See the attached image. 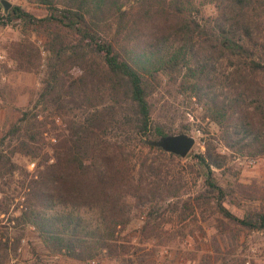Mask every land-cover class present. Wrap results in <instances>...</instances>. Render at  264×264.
<instances>
[{"label": "trees", "instance_id": "obj_1", "mask_svg": "<svg viewBox=\"0 0 264 264\" xmlns=\"http://www.w3.org/2000/svg\"><path fill=\"white\" fill-rule=\"evenodd\" d=\"M34 1L45 16L12 5L0 12V24L19 19L43 33L41 49L23 41L8 53L29 70L45 52L34 107L49 104L61 123L51 120L55 133L46 148L39 138L45 123L25 110L0 140L3 146L16 137L11 154L37 161L14 221L30 227L48 252L81 263L104 257L125 264L130 247L115 235L128 225L132 208L145 207L142 232L150 235L161 229L151 216L172 198L165 207L171 219L185 221L215 201L229 222L264 229V210L245 219L222 205L214 169L226 165L227 154L213 140H203L191 156L202 178L193 194L182 190V159L145 142L173 132L153 119L151 97L165 78L201 119L217 125L225 149L264 155V0ZM188 130L185 125L180 132ZM4 156L0 151V166L4 160L13 171L14 162ZM6 244L0 240V251Z\"/></svg>", "mask_w": 264, "mask_h": 264}, {"label": "rangeland", "instance_id": "obj_2", "mask_svg": "<svg viewBox=\"0 0 264 264\" xmlns=\"http://www.w3.org/2000/svg\"><path fill=\"white\" fill-rule=\"evenodd\" d=\"M7 1L11 6H20L38 18L45 16L47 12L44 6L34 0ZM202 9L204 14L211 12L210 5H205ZM5 11L2 5L0 12L4 14ZM42 37L43 33L38 32L29 22L13 19L6 24H0V140L8 127L25 110L37 113L38 120L45 123L39 124V130L42 132L39 138L44 146L46 144V148L55 133L51 120L56 124L61 123V119H57L58 116L50 115L52 108L49 104L42 103L34 107L45 77V52L42 51L40 59L38 58L34 67L29 70L19 67L18 62L8 53L14 43L23 41L34 42L41 49ZM151 101L155 122L166 130L173 131L172 133L180 132L181 128L187 125V133L195 137L188 157L181 158L177 168L181 172L183 191L193 194L201 188L202 178L196 171L191 156L203 149V140L209 139L218 145L221 153L227 154L226 165L221 169H214L215 180L224 191L222 205L235 216L245 219H254L257 212L264 210V155L252 158L248 155H236L225 149L217 139V125L208 119H201L200 111L193 110V102L178 93L177 86L168 84L165 78L161 80ZM192 110L193 118L188 115ZM204 130H208V133H203ZM214 136L215 139H212ZM15 143L16 137H7L3 146L0 145L4 159L10 156L15 164L13 171L9 170L10 164L4 163V160L0 166V240L7 243L6 250L0 251V262L120 264L117 260L104 257L81 263L62 253L48 252L30 227L13 220L14 216L20 213L26 192L25 185L34 173L36 164L31 167L30 163H37L36 160H29L21 154H11ZM135 160L133 158L132 161ZM187 195L184 194L182 198ZM174 200L176 198L167 200L157 213L151 216L152 221L161 222V229L150 235L142 232L147 210L145 207L132 208L128 225L115 235L119 242L130 247L125 264H198L206 260L211 264H230L232 260L239 259H244V264H264V229L250 230L229 222L223 217L215 201L196 208L185 221L175 215H172L171 219L165 207L168 202L172 203ZM158 214L160 217L156 216ZM165 238L166 243L160 241Z\"/></svg>", "mask_w": 264, "mask_h": 264}, {"label": "water", "instance_id": "obj_3", "mask_svg": "<svg viewBox=\"0 0 264 264\" xmlns=\"http://www.w3.org/2000/svg\"><path fill=\"white\" fill-rule=\"evenodd\" d=\"M2 4L5 10H8L11 6L7 0H2ZM145 142L165 152L184 158L192 149L195 143V137L187 132H178L162 135L156 139H146Z\"/></svg>", "mask_w": 264, "mask_h": 264}, {"label": "built area", "instance_id": "obj_4", "mask_svg": "<svg viewBox=\"0 0 264 264\" xmlns=\"http://www.w3.org/2000/svg\"><path fill=\"white\" fill-rule=\"evenodd\" d=\"M34 165H35V163H34V162L30 163V166H31V167H34Z\"/></svg>", "mask_w": 264, "mask_h": 264}]
</instances>
